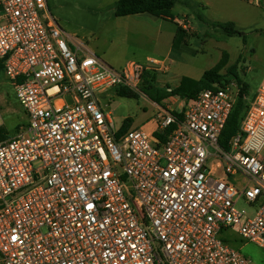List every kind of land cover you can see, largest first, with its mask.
I'll return each mask as SVG.
<instances>
[{
  "label": "built area",
  "instance_id": "2783aa9c",
  "mask_svg": "<svg viewBox=\"0 0 264 264\" xmlns=\"http://www.w3.org/2000/svg\"><path fill=\"white\" fill-rule=\"evenodd\" d=\"M0 63L28 117L8 137L0 112V264H252L228 227L264 249V78L225 149L240 85L162 109L164 139L116 129L97 94H137L161 63L113 69L48 0H0Z\"/></svg>",
  "mask_w": 264,
  "mask_h": 264
},
{
  "label": "rangeland",
  "instance_id": "374dc122",
  "mask_svg": "<svg viewBox=\"0 0 264 264\" xmlns=\"http://www.w3.org/2000/svg\"><path fill=\"white\" fill-rule=\"evenodd\" d=\"M118 1L48 0V6L67 35L84 41L103 61L106 58V64L115 70H121L129 61L145 65L148 57H161L174 46V56L182 57L181 68L185 71H180L177 66L168 76L169 86L177 85L181 73L195 79L220 62L219 73L225 76L222 82L240 88L238 80L228 74L229 69L235 67L241 83L248 88L249 98L256 96L264 78V0L259 6L248 0H191L192 7L179 2L168 16L159 18L148 14L117 18L114 12ZM228 22L236 23L245 34L246 43L243 37H228L213 26L214 23ZM160 80L162 78H158V82ZM97 97L105 113L112 114L116 128L121 126L124 118H132L133 129L145 125L141 128L144 131L154 130L155 124L148 122L155 119L156 108L141 91L136 98L120 97L115 89L99 93ZM0 112L4 124L1 132L8 137L14 136L19 127L28 123L4 71L0 72ZM229 180L233 183V177ZM237 206L247 215L255 212L244 201H239ZM220 237L252 264H264V249L245 241L234 229L224 228Z\"/></svg>",
  "mask_w": 264,
  "mask_h": 264
},
{
  "label": "trees",
  "instance_id": "16d2710c",
  "mask_svg": "<svg viewBox=\"0 0 264 264\" xmlns=\"http://www.w3.org/2000/svg\"><path fill=\"white\" fill-rule=\"evenodd\" d=\"M179 2L185 6L192 7L191 0H119L116 4L114 14L117 18L143 14H148L159 18L163 15L168 16V12H170ZM200 20H202V18H200ZM213 26L221 29L228 37H243V41L246 43L245 34L236 27L234 22H228L225 24L214 23ZM220 64L221 63L219 62L211 70L205 71L200 80L184 77L180 85L170 91L157 89L155 87V73L146 71L143 75V82L140 91L148 96V98L156 104H160L163 100L171 97H178L184 104H188L195 100L201 91L209 89L215 84L223 83L222 81H224L225 76L219 73L221 70ZM1 71H3V66L0 63V72ZM228 74L238 80L241 86V91L234 110L222 134L221 145L225 149L228 148L229 140L238 134L241 120L243 119L248 108V102L244 100V97L248 96V88L246 85L241 83L235 67L230 68ZM118 96L125 98H136L137 94L123 90L118 92ZM131 125L132 120L127 118L124 121L121 130L123 132L130 130ZM156 136H159V134ZM160 138L164 139V136H160Z\"/></svg>",
  "mask_w": 264,
  "mask_h": 264
},
{
  "label": "crops",
  "instance_id": "0c3cea01",
  "mask_svg": "<svg viewBox=\"0 0 264 264\" xmlns=\"http://www.w3.org/2000/svg\"><path fill=\"white\" fill-rule=\"evenodd\" d=\"M173 23L176 25L175 21H173ZM177 30H178V27H177ZM175 41H176V36H175V38L173 40V45H174ZM104 59L106 60V58H104ZM151 59H156L157 61H159L161 63L160 66L155 67V69H152V71H151V72H154L155 75H156L155 87L157 89L170 91L172 89L177 88L180 85L182 79L184 77H187V74L181 73L180 74V77L177 80L178 81L177 82V85L175 87H171L168 84V81H167L168 80V76L177 68V66H178V68H180V71H183V72L185 71L184 68H181V66H183V64H182V57H175L174 56V46L171 47L170 49L166 50L165 51V55H163L161 57H148L146 59V62H145L146 64L145 65H147L148 62ZM105 60H104V62H105ZM188 72L189 71L187 70V73ZM203 74H200V76L196 77L195 80H200L202 78ZM158 78H160V79L162 78V80H160L158 82ZM192 79H194V78H192ZM152 104L156 108V114L157 115L155 116V119H153L152 121H149L148 122V123H151V124H155L154 130L152 132H149V133L150 134H153L155 136L157 134H159V136H164L165 137L166 136V132L165 133H162V131L159 129L158 114H159V112L162 109H171L174 112L180 111L181 106H182V101L178 97H171V98H168V99L163 100L160 104H156L154 102H152ZM170 104H172V106ZM108 114H110V116L112 115L111 113H108ZM111 118H112V116H111ZM126 119L127 118H124L123 119V123H124V121ZM130 119L132 120V125H131L130 129H133V127H134L133 126L134 125V120L132 118H130ZM123 123L121 124V126H119L117 128L115 126V128L116 129H122ZM114 125H115V123H114ZM144 127H145V125L142 126V127H140V128H144Z\"/></svg>",
  "mask_w": 264,
  "mask_h": 264
}]
</instances>
